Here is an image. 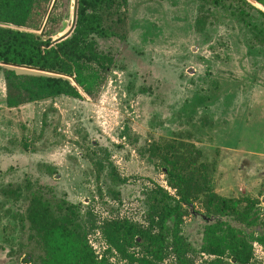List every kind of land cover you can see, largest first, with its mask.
<instances>
[{
	"label": "rangeland",
	"instance_id": "374dc122",
	"mask_svg": "<svg viewBox=\"0 0 264 264\" xmlns=\"http://www.w3.org/2000/svg\"><path fill=\"white\" fill-rule=\"evenodd\" d=\"M246 1L251 7L243 8L260 22L256 10H264ZM126 10V40L98 42L114 60L93 99L78 91V98L7 108L0 70V264L33 262L38 255L22 220L31 193L51 207L71 205L97 259L178 264L169 247L152 261L140 246L115 247L103 235L112 220L148 227L150 190L175 197L148 160L147 146L161 140L193 144L213 165L215 194L251 201L249 224L221 220L250 244L251 264H264V46L237 21L234 8L128 0ZM214 221L198 202L181 206L179 234L190 245L192 264L214 259L200 249L204 227ZM224 247L221 263L233 264Z\"/></svg>",
	"mask_w": 264,
	"mask_h": 264
},
{
	"label": "trees",
	"instance_id": "16d2710c",
	"mask_svg": "<svg viewBox=\"0 0 264 264\" xmlns=\"http://www.w3.org/2000/svg\"><path fill=\"white\" fill-rule=\"evenodd\" d=\"M196 1L200 8H234L237 21L254 41L264 46V12L256 10L261 19L256 23L243 8L251 7L246 0ZM250 1L264 10V0ZM127 2L76 0L71 33L50 46V34H64L70 27V0H0V64L36 68L73 79L72 83L60 77L21 75L0 68L5 107L15 108L59 96L78 98V91L95 98L114 60L109 50L99 48L98 42L126 40ZM38 28L41 34L31 31ZM147 149L148 160L157 164L175 197L159 187L146 194L148 227L124 220L105 222L103 235L112 240L111 245L128 248L136 244L152 261H160L164 249L169 247L178 264H192L187 257L191 248L179 234V224L181 206L188 208L198 202L207 216L215 218L204 227L200 248L214 259L200 264H222L219 259L222 243L233 264H251L250 244L221 220L228 217L249 224L251 201L215 194L210 187L213 165L201 159L200 151L193 144L161 140L148 145ZM23 191H29V182ZM8 192L16 193L4 190L2 194ZM22 220L27 222L28 240L34 244L38 255L33 262L24 258L21 264H108L97 259L87 245L81 218L71 205L63 203L51 207L39 194L31 193Z\"/></svg>",
	"mask_w": 264,
	"mask_h": 264
},
{
	"label": "water",
	"instance_id": "95a60500",
	"mask_svg": "<svg viewBox=\"0 0 264 264\" xmlns=\"http://www.w3.org/2000/svg\"><path fill=\"white\" fill-rule=\"evenodd\" d=\"M56 1V0H54ZM71 18H70V27L68 28V30L60 35L57 36L56 38L50 40L49 45L52 46L55 43L63 40L64 38H66L67 36H69V34L71 33L73 26H74V22H75V12H76V0H71ZM41 25V24H40ZM40 27V26H39ZM9 70H12L15 74H21V75H31V76H50V77H60L63 79H68L73 83V79L70 77L68 78L67 76L55 73V72H50V71H42L36 68H31V67H24V66H14V65H5ZM19 69V70H16Z\"/></svg>",
	"mask_w": 264,
	"mask_h": 264
}]
</instances>
